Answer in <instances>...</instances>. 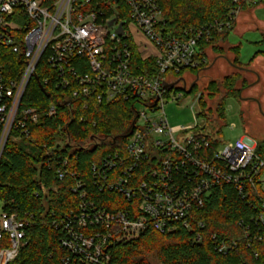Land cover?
I'll use <instances>...</instances> for the list:
<instances>
[{
    "label": "built area",
    "instance_id": "1",
    "mask_svg": "<svg viewBox=\"0 0 264 264\" xmlns=\"http://www.w3.org/2000/svg\"><path fill=\"white\" fill-rule=\"evenodd\" d=\"M240 11L231 16L237 19ZM231 26L228 20L173 34L166 30L156 0H0V159L10 137H29L30 125L41 116H58L55 101L46 107L23 105L39 66L48 71L44 85L54 73L55 87L63 94L59 98L67 106L83 100L87 109L88 99L99 104L125 99L134 102L137 114L124 152L116 150L91 167L100 191L119 193L131 205L110 209L94 200L87 182L78 178L72 187L78 207L57 222L64 234L61 247L68 253L65 264H114L112 244L150 229L196 228L195 240L201 241L205 221L197 211L224 184L252 200V211L239 219L248 244L264 241L259 142L244 135L220 147L221 140L215 145L217 137L198 125L172 127L164 110L170 94L179 98L193 92L187 73L207 63L201 42L210 43ZM136 48L141 60L152 59L153 65L149 60L143 68L135 59ZM202 94L195 95L198 104ZM69 164L65 159L59 168L61 179L77 177L66 168ZM27 226L17 213L1 211L0 239L7 237L10 245L0 249V264L17 258ZM236 243L222 242L218 250L228 252Z\"/></svg>",
    "mask_w": 264,
    "mask_h": 264
},
{
    "label": "trees",
    "instance_id": "2",
    "mask_svg": "<svg viewBox=\"0 0 264 264\" xmlns=\"http://www.w3.org/2000/svg\"><path fill=\"white\" fill-rule=\"evenodd\" d=\"M156 1L162 8L166 30L173 34L205 24L232 21V26L216 33L210 43L201 42V50L206 56L208 48L225 53L222 42L236 24L235 17L231 16L233 10L244 11L264 3V0ZM257 42L264 45V34ZM231 50L237 55L240 53L238 49ZM135 59L143 68L149 60L152 65L154 63L152 59L141 60L137 48ZM233 61L240 62L238 57ZM203 67L195 72H200ZM46 75L48 71L39 66L38 78L30 81L23 105L46 107L55 101L59 106L58 116H41L37 123L30 125L29 137L19 140L10 137L0 159L1 210L15 212L28 223L24 243L17 258L10 264H65L68 253L61 247L64 234L57 222L64 213L78 207V198L72 192L78 178L87 182L94 200L110 209L131 205L119 193L100 191L94 185L91 167L94 162L99 163L104 156L116 150L124 152V144L132 133L137 117L134 102L116 99L99 104L88 99L87 109L83 106V100L72 101L74 105L67 106L59 98L63 94L55 87L54 73L50 71L52 82L48 85L43 84ZM237 79L235 74L224 79V95L215 106H207L204 96L200 98L201 115L219 123L215 131V145L220 141L217 134L221 132L222 119L225 118L226 98L236 95ZM196 86L197 83L193 91ZM212 87L215 93H221V88L211 81L203 89V95ZM258 152L264 153V141L258 143ZM65 159L70 162L66 168L76 172L77 177L69 174L63 179L59 177L57 172ZM251 201L239 196L231 185L217 186L207 197L204 207L197 211L205 221V227L199 229L203 237L201 241L195 240L196 228L181 226L172 232L150 229L136 239L112 244L113 263L150 264L147 251L154 250L162 264H264V241L249 245L239 226V219L252 211ZM233 240L237 243L228 252H219L218 247L222 242ZM9 245L7 237L0 239V249Z\"/></svg>",
    "mask_w": 264,
    "mask_h": 264
},
{
    "label": "rangeland",
    "instance_id": "3",
    "mask_svg": "<svg viewBox=\"0 0 264 264\" xmlns=\"http://www.w3.org/2000/svg\"><path fill=\"white\" fill-rule=\"evenodd\" d=\"M264 34V3L255 7H250L244 11H240L236 19V24L233 31L229 34L228 38L221 44L224 46L225 53L229 56H234L235 53L231 50L238 49V55L241 62L257 68L261 72V84L255 86L256 91L263 93L262 98L264 101V45H260L257 41L261 38V33ZM257 42V43H256ZM232 44V45H231ZM260 51L258 54L255 52ZM211 54V53H210ZM255 54V55H254ZM227 59H219L216 65L209 70H201L196 73L195 70L190 71L187 76V81L191 84L200 76L195 90L191 93L183 94L181 97L176 98L173 93L166 98L164 110L172 127L177 126H194L198 125L200 129L210 132L215 135L217 130V122L206 119L201 115V107L196 101V94L207 87L209 82L214 81L221 88V93H215V88L212 87L211 91H206L204 95L205 103L209 105H216L224 95L222 84L224 79L234 72L232 62ZM208 63V61H207ZM206 63V64H207ZM204 64V66H206ZM198 74V75H197ZM248 80L253 81L256 78L247 75ZM212 92V93H210ZM140 110H144V106H139ZM157 116L156 113H151ZM223 125L221 132L217 134L220 137V147L225 142L235 141L244 135L252 136L257 142L264 141V114L261 112L259 106H249L248 103L244 104L236 96L226 98L225 104V118L222 119ZM2 204L0 202V214ZM150 264H162L154 250L147 251L146 255Z\"/></svg>",
    "mask_w": 264,
    "mask_h": 264
},
{
    "label": "flooded vegetation",
    "instance_id": "4",
    "mask_svg": "<svg viewBox=\"0 0 264 264\" xmlns=\"http://www.w3.org/2000/svg\"><path fill=\"white\" fill-rule=\"evenodd\" d=\"M233 68L235 69L232 74L238 76L236 82V97L244 104L248 103L249 106H259L261 112L264 114V101L262 98L263 93L261 90L258 92L255 86L261 84V72L257 68H251L250 66L241 62L235 63L231 60ZM247 75L254 76L256 79L253 81L248 80ZM200 77V76H199ZM199 77L196 78L195 82L199 81Z\"/></svg>",
    "mask_w": 264,
    "mask_h": 264
},
{
    "label": "crops",
    "instance_id": "5",
    "mask_svg": "<svg viewBox=\"0 0 264 264\" xmlns=\"http://www.w3.org/2000/svg\"><path fill=\"white\" fill-rule=\"evenodd\" d=\"M260 33H261V38H262V33L263 32H261V31H259ZM260 38V39H261ZM232 45V44H231ZM207 61H208V63L206 64V66H204L203 67V71H205V70H209V69H211V68H213L215 65H216V63H217V61L219 60V59H227L228 58V62L230 63L231 62V60H234L236 57H238V55L237 54H235L234 56H229V55H227V53H218V52H215L213 49H211V48H208L207 50ZM211 53V54H210ZM241 54V53H240ZM239 58V57H238ZM240 60V62H241V59H239ZM242 63V62H241ZM244 64V63H243ZM201 72V71H200ZM198 75V74H197ZM199 77V76H198ZM200 78V77H199ZM195 81H193V83H194ZM192 83V84H193Z\"/></svg>",
    "mask_w": 264,
    "mask_h": 264
},
{
    "label": "water",
    "instance_id": "6",
    "mask_svg": "<svg viewBox=\"0 0 264 264\" xmlns=\"http://www.w3.org/2000/svg\"><path fill=\"white\" fill-rule=\"evenodd\" d=\"M113 23H114V20H112V21L110 22V25H113ZM118 31H119L120 33H123V32H124L122 27L119 28ZM195 83H196V82H194V83L192 84L191 89H193ZM173 85H174V84H170L169 87H172Z\"/></svg>",
    "mask_w": 264,
    "mask_h": 264
}]
</instances>
